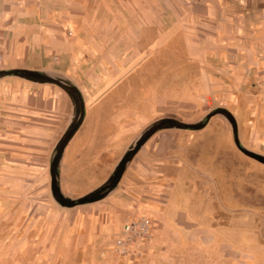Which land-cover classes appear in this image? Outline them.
Returning a JSON list of instances; mask_svg holds the SVG:
<instances>
[{"label": "rangeland", "instance_id": "374dc122", "mask_svg": "<svg viewBox=\"0 0 264 264\" xmlns=\"http://www.w3.org/2000/svg\"><path fill=\"white\" fill-rule=\"evenodd\" d=\"M19 3L44 26L54 25L55 15L74 20L63 35L82 47L52 54L66 69L45 72L77 85L89 112L135 111L130 144L161 117L197 123L224 107L236 118L243 147L264 156V0ZM154 135H164L169 147L162 159L142 156L157 171L148 180L155 197L118 192L64 207L51 196L49 170L25 181L11 169L9 188L0 186V264H264V162L235 145L226 116L218 111L201 129ZM178 143L185 146L180 156ZM161 165L183 167L185 185L158 173ZM74 185L63 189L70 198L83 195ZM134 213L151 219V235L135 257H122L112 243ZM241 234L261 241H236Z\"/></svg>", "mask_w": 264, "mask_h": 264}, {"label": "crops", "instance_id": "0c3cea01", "mask_svg": "<svg viewBox=\"0 0 264 264\" xmlns=\"http://www.w3.org/2000/svg\"><path fill=\"white\" fill-rule=\"evenodd\" d=\"M19 2L0 0V69L39 72L51 68L66 69L64 65L62 67L59 55L71 54L76 47H82V42L63 35L74 20L64 16L57 18L55 15L54 25L44 26L40 19L19 8ZM223 7L229 9L231 5L226 3ZM56 53L59 55L52 56ZM54 56L58 59L54 60ZM84 103L85 117L61 156L59 184L63 192V189L75 188L73 183L77 182L83 187V195H86L105 183L112 174L131 145L132 137L137 134L138 125L133 119L137 120L139 116L135 111L122 109H99L90 113L86 110L85 99ZM73 116L71 97L57 85L16 75L0 76L2 190L9 188L7 182L11 169L17 170L25 181H36L49 170L51 152L59 139L58 135L65 132ZM181 134L177 132L176 136ZM163 137L154 135L143 144V149L127 164L128 169L120 179V187H115L106 196L115 199L118 192L127 197L156 196L148 193L154 191L149 188L148 180L149 175L157 171H152L149 159L142 156L150 153L151 157L162 159L164 151L169 148ZM256 140H260V135H256ZM177 150L180 156V153H185V146L180 147L178 143ZM162 172L172 174V182L176 186L185 185L187 181L188 174L183 167L158 166V173ZM172 196L180 198L185 193L177 189ZM246 236L241 234L236 241H261L257 234L249 239ZM228 241H233V238Z\"/></svg>", "mask_w": 264, "mask_h": 264}, {"label": "water", "instance_id": "95a60500", "mask_svg": "<svg viewBox=\"0 0 264 264\" xmlns=\"http://www.w3.org/2000/svg\"><path fill=\"white\" fill-rule=\"evenodd\" d=\"M0 75H16L21 76L29 79H35L40 82L52 83L59 86L62 90H64L72 99L76 98L77 107H78V114L74 121L68 126L65 132L61 135L58 139L52 155L49 160V175H50V192L53 199L61 206L64 207H72L76 204L88 203L92 201H96L102 199L110 191H112L117 184L119 183L127 164L132 160L134 155L141 149L143 144L157 131L166 128H178V129H185V130H197L204 127L209 118L215 114L216 112L220 111L223 113L226 118L229 120L232 128V136L235 145L244 153L253 156L254 158L264 162V156L253 153L247 150L241 144L239 137H238V126L235 116L229 111L227 108L219 107L217 111H213L207 114L204 119L200 120L197 123H188L182 120H179L175 117L166 116L161 117L159 119L154 120L151 122L146 128H144L141 133L138 135L136 140L127 148V150L122 155L121 159L119 160L118 164L116 165L114 171L109 176L107 181L103 183L97 189L87 193L86 195L79 196L77 198H70L65 195L59 184V164L61 160V156L63 150L73 136V134L77 131L80 127L84 117H85V103L83 99V95L81 90L77 85H75L70 80H67L63 77L57 75H50L45 72L39 71H31V70H23V69H0Z\"/></svg>", "mask_w": 264, "mask_h": 264}, {"label": "built area", "instance_id": "2783aa9c", "mask_svg": "<svg viewBox=\"0 0 264 264\" xmlns=\"http://www.w3.org/2000/svg\"><path fill=\"white\" fill-rule=\"evenodd\" d=\"M57 59L54 56V60ZM151 230V219L144 214L134 213L120 227L112 243L114 252L122 257H135L151 235Z\"/></svg>", "mask_w": 264, "mask_h": 264}]
</instances>
